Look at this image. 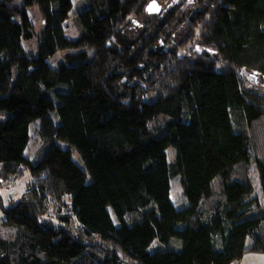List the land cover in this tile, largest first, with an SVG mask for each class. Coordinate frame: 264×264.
Here are the masks:
<instances>
[{
  "label": "trees",
  "instance_id": "obj_1",
  "mask_svg": "<svg viewBox=\"0 0 264 264\" xmlns=\"http://www.w3.org/2000/svg\"><path fill=\"white\" fill-rule=\"evenodd\" d=\"M148 1L85 0L69 39L70 0H0V187L29 178L16 198L0 188L10 231L0 264H235L264 253V89L241 74L264 87V0H192L189 35L170 50L159 40L171 16L127 35Z\"/></svg>",
  "mask_w": 264,
  "mask_h": 264
},
{
  "label": "rangeland",
  "instance_id": "obj_2",
  "mask_svg": "<svg viewBox=\"0 0 264 264\" xmlns=\"http://www.w3.org/2000/svg\"><path fill=\"white\" fill-rule=\"evenodd\" d=\"M72 4L71 11L69 13V18L63 23L64 33L65 36L69 39H76L77 37V30L74 23V18L76 13L86 7L85 0H70ZM152 0H149L147 2V6ZM154 2V1H153ZM146 6V7H147ZM154 9H151V12H144L136 19H133L131 22V26L127 29V35L131 37L132 39H135L140 35V33L144 30V27L146 26V31L151 32L153 27H156L158 24L163 22V24L167 25L166 21L170 22L167 25V30L163 37L159 40V43H161V46L164 50H170L173 48H176V46H181L183 44V41L186 37L189 35V30L187 26V17L190 15V13L193 10L194 4L192 0H168L167 2L160 3L155 2ZM155 9H158V11L154 12ZM29 19L34 27L35 33L39 34L41 28H42V20L40 17V14L37 10L36 5H32L27 9ZM171 16V17H170ZM37 37L33 36L31 39L28 40H22V46L25 50L31 51L35 50ZM197 49H200L197 47ZM62 54L63 52H57L55 55L51 56L48 60L49 64L52 68L56 69L58 64L62 61ZM245 79V82L248 84V86L263 90L264 87L262 83L255 79L253 76L247 75L248 73L243 71L241 73ZM250 74V73H249ZM38 127V121L34 122L31 125L30 131H29V142L27 145V148L25 150V155L28 157H31L36 150V148L39 146L40 142L36 138V129ZM173 149L169 148L167 149L168 159L169 161L173 160ZM247 175L249 179L252 182L253 189H254V195L256 199H260V188L258 183V176H257V169L256 165L254 163H251L250 167L247 170ZM28 176L25 175L20 181L12 184H3L0 188L2 190V196L5 199L10 198H16L23 192V185L28 180ZM170 198L173 203V206L175 209L180 210L187 206V201L182 193L181 185L179 183L178 178H174L170 183ZM108 212L111 216V219L114 224H117V221L111 211V209H108ZM0 218H2V214L0 213ZM10 231L8 229L0 228V235L5 237ZM218 240V239H217ZM217 244H220L217 242ZM258 255H255L254 253H247L245 254L240 261H238L235 264H264L259 263V261H262L263 259H259L257 257ZM257 261V263L253 262Z\"/></svg>",
  "mask_w": 264,
  "mask_h": 264
},
{
  "label": "water",
  "instance_id": "obj_3",
  "mask_svg": "<svg viewBox=\"0 0 264 264\" xmlns=\"http://www.w3.org/2000/svg\"><path fill=\"white\" fill-rule=\"evenodd\" d=\"M154 8H156V7H155V3H149V5L146 7V10H147L148 12H151V9H154ZM156 11H158V9H155L154 12H156Z\"/></svg>",
  "mask_w": 264,
  "mask_h": 264
},
{
  "label": "crops",
  "instance_id": "obj_4",
  "mask_svg": "<svg viewBox=\"0 0 264 264\" xmlns=\"http://www.w3.org/2000/svg\"><path fill=\"white\" fill-rule=\"evenodd\" d=\"M255 255H258L257 257L261 260L263 259L262 261H259V263H264V253H254ZM255 263H257V261H253Z\"/></svg>",
  "mask_w": 264,
  "mask_h": 264
}]
</instances>
